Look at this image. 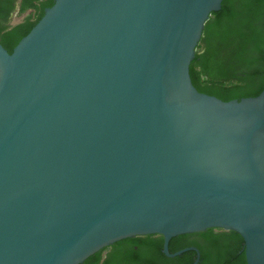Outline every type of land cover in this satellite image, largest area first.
Returning a JSON list of instances; mask_svg holds the SVG:
<instances>
[{"label": "water", "instance_id": "95a60500", "mask_svg": "<svg viewBox=\"0 0 264 264\" xmlns=\"http://www.w3.org/2000/svg\"><path fill=\"white\" fill-rule=\"evenodd\" d=\"M221 1L53 0L0 45V264L206 229L264 264V88L223 102L188 75Z\"/></svg>", "mask_w": 264, "mask_h": 264}, {"label": "trees", "instance_id": "16d2710c", "mask_svg": "<svg viewBox=\"0 0 264 264\" xmlns=\"http://www.w3.org/2000/svg\"><path fill=\"white\" fill-rule=\"evenodd\" d=\"M37 1L43 2L33 21L0 34V45L7 53L40 19L43 7L53 4V0H20V11L35 9ZM231 5H234L232 10ZM188 75L198 93L223 102L256 97L264 88V0H222L219 10L211 13L204 24ZM230 233L234 246L231 255L243 264L242 239L235 232ZM101 251L81 264H97Z\"/></svg>", "mask_w": 264, "mask_h": 264}, {"label": "flooded vegetation", "instance_id": "af4514ba", "mask_svg": "<svg viewBox=\"0 0 264 264\" xmlns=\"http://www.w3.org/2000/svg\"><path fill=\"white\" fill-rule=\"evenodd\" d=\"M42 2H34L35 9L20 11V0H0V34L23 22L33 21L40 12ZM232 9L234 5H231ZM230 232L206 229L171 237L166 245L167 255L163 252V238L159 235L126 238L102 249L97 264H192L196 258V264H240L242 262L239 263L238 257L231 255L234 246L230 241ZM241 248L243 253V246ZM184 249L187 250L179 255L168 256Z\"/></svg>", "mask_w": 264, "mask_h": 264}]
</instances>
